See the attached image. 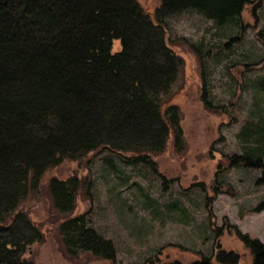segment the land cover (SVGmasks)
<instances>
[{
    "label": "trees",
    "instance_id": "1",
    "mask_svg": "<svg viewBox=\"0 0 264 264\" xmlns=\"http://www.w3.org/2000/svg\"><path fill=\"white\" fill-rule=\"evenodd\" d=\"M262 1L161 0L150 13L137 0H0V264H34L22 252L43 233L21 206L47 169L97 150L150 165L172 135L179 141L172 85L184 61L167 42L165 17L194 10L224 25ZM250 126L255 145L228 158L230 167H262L264 115ZM79 184L76 176L48 184L65 217L57 227L64 248L113 261L112 242L86 223V213L66 217ZM235 232L250 264H264V244ZM238 259L233 251L216 254L219 263ZM188 264L212 263L202 256Z\"/></svg>",
    "mask_w": 264,
    "mask_h": 264
},
{
    "label": "rangeland",
    "instance_id": "2",
    "mask_svg": "<svg viewBox=\"0 0 264 264\" xmlns=\"http://www.w3.org/2000/svg\"><path fill=\"white\" fill-rule=\"evenodd\" d=\"M137 1L150 13L161 2ZM164 27L184 61L172 85L179 141L172 135L150 165L97 150L47 169L21 206L43 239L21 257L34 264H188L204 256L224 264L216 260L222 249L238 254L234 264H250L235 231L264 244V155L260 168L230 167L227 160L255 145L245 130L264 115V0L224 25L185 10L165 17ZM119 47L113 40L112 51ZM74 176L80 186L66 217L86 213V223L112 242L113 261L64 248L57 227L65 217L54 209L48 184Z\"/></svg>",
    "mask_w": 264,
    "mask_h": 264
}]
</instances>
